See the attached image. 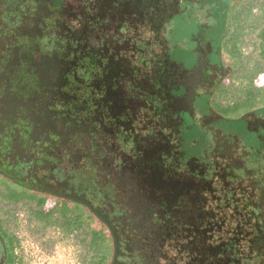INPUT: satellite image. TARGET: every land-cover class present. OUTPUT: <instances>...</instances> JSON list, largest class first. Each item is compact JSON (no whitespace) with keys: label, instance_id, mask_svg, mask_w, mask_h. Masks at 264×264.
Instances as JSON below:
<instances>
[{"label":"rangeland","instance_id":"1","mask_svg":"<svg viewBox=\"0 0 264 264\" xmlns=\"http://www.w3.org/2000/svg\"><path fill=\"white\" fill-rule=\"evenodd\" d=\"M0 220L17 264H264V0H0Z\"/></svg>","mask_w":264,"mask_h":264},{"label":"trees","instance_id":"2","mask_svg":"<svg viewBox=\"0 0 264 264\" xmlns=\"http://www.w3.org/2000/svg\"><path fill=\"white\" fill-rule=\"evenodd\" d=\"M239 111L240 110H237V111H234L233 113L237 114ZM32 160H35V156L32 157ZM66 161H67V159H66ZM33 165H36V163L33 162ZM71 168L72 167H69V169H71ZM32 176H36V175H32ZM47 181H48L49 185H51V186L53 185L49 180H47ZM63 194H65V193L63 192ZM28 196L31 197V195H28ZM65 196L68 197L69 195L65 194ZM22 200H23L22 198H18V201H14V203H18ZM29 200H30V198H29ZM27 202L31 203L30 201H27ZM39 209H40V207H39ZM39 209H36V211H38ZM219 222L221 223V221H219ZM71 230H73V229H71ZM0 240L3 243L4 250H5V264H17L18 256H17L16 251H15L16 250L15 249L16 248V241H17L16 233L14 231L10 230L8 228V226L5 225L1 220H0Z\"/></svg>","mask_w":264,"mask_h":264},{"label":"flooded vegetation","instance_id":"3","mask_svg":"<svg viewBox=\"0 0 264 264\" xmlns=\"http://www.w3.org/2000/svg\"><path fill=\"white\" fill-rule=\"evenodd\" d=\"M0 246H1V250H2V260L0 261V264H5V250H4V246L3 243L0 240Z\"/></svg>","mask_w":264,"mask_h":264}]
</instances>
